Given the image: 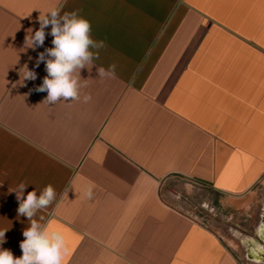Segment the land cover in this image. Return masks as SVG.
I'll return each instance as SVG.
<instances>
[{
	"label": "crops",
	"instance_id": "crops-1",
	"mask_svg": "<svg viewBox=\"0 0 264 264\" xmlns=\"http://www.w3.org/2000/svg\"><path fill=\"white\" fill-rule=\"evenodd\" d=\"M53 9L106 46L79 71L81 98L48 104L50 26L42 47L25 38ZM20 183L55 189L33 219L63 233V264H264V0H0V248L14 257Z\"/></svg>",
	"mask_w": 264,
	"mask_h": 264
},
{
	"label": "clouds",
	"instance_id": "clouds-1",
	"mask_svg": "<svg viewBox=\"0 0 264 264\" xmlns=\"http://www.w3.org/2000/svg\"><path fill=\"white\" fill-rule=\"evenodd\" d=\"M50 14V15H48ZM39 29L28 30L25 38L26 48L42 47L45 42V29L50 26L48 35L52 36V47L38 54L36 66L45 64L47 75L37 91L47 92L43 102L56 104L58 102L75 101L81 98V83L79 71L88 67L91 69L94 60L99 59V49L106 45L104 41H96L91 36L90 21L77 12L60 15L57 9L50 10L38 17ZM95 49L97 51H92ZM47 57H50L46 59ZM115 65L107 69L97 67L98 76L111 77L115 75ZM23 80H35L36 73L23 67ZM62 98V99H61ZM90 95L83 96V102L88 103ZM28 185L20 183L15 192L19 202L17 213L27 217L30 226L23 231L24 240L20 242L22 255L14 257L11 250L0 248V264H63L68 249L66 238L62 232L52 225H42L33 219L40 210H45L56 199V191L52 185H47L39 195L35 190L27 193ZM82 196L88 200L93 198V186L89 185L82 191ZM62 195H67L63 193ZM43 220V217L40 218ZM5 231H0V244L4 242Z\"/></svg>",
	"mask_w": 264,
	"mask_h": 264
},
{
	"label": "rangeland",
	"instance_id": "rangeland-1",
	"mask_svg": "<svg viewBox=\"0 0 264 264\" xmlns=\"http://www.w3.org/2000/svg\"><path fill=\"white\" fill-rule=\"evenodd\" d=\"M235 249H237V250H239V248L237 247V246H235V245H232Z\"/></svg>",
	"mask_w": 264,
	"mask_h": 264
}]
</instances>
